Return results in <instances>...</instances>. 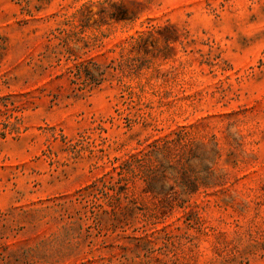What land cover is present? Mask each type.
Returning a JSON list of instances; mask_svg holds the SVG:
<instances>
[{"label":"rangeland","instance_id":"1","mask_svg":"<svg viewBox=\"0 0 264 264\" xmlns=\"http://www.w3.org/2000/svg\"><path fill=\"white\" fill-rule=\"evenodd\" d=\"M178 133L150 191L88 196ZM0 264H264V0H0Z\"/></svg>","mask_w":264,"mask_h":264},{"label":"trees","instance_id":"2","mask_svg":"<svg viewBox=\"0 0 264 264\" xmlns=\"http://www.w3.org/2000/svg\"><path fill=\"white\" fill-rule=\"evenodd\" d=\"M111 67L113 68V66ZM67 73L73 77L71 79L72 84H76L77 80L82 78L84 87L77 90L83 92L87 90V88L91 90L93 86L102 83L105 79L106 71L102 69V66L93 62H88L79 65L75 64V68L68 69ZM75 91L76 89H74V92ZM178 146H186V143L185 145L183 143V136L181 133H178L177 137L173 139L156 140L146 148L136 153L129 154L119 165L116 166L113 164L112 171L106 173L103 178L85 188V191H89L88 196H93L98 201L101 199L118 200L122 197L127 198L129 185L136 180H141L146 185V189L150 191L157 181H162L167 178V169L163 165V160L159 158L160 155L170 150V147ZM177 162H180V160H177ZM171 170V174L173 175L172 179H174L175 182L178 180V177H183L184 181L182 186H187L185 182L192 180V175L188 174L185 167L182 168L181 172L177 171L174 167H171ZM192 181L195 184L194 181H196V179ZM82 197L85 199L86 196ZM99 206L101 208L103 207L102 205ZM96 220H98V218L95 217V221Z\"/></svg>","mask_w":264,"mask_h":264}]
</instances>
